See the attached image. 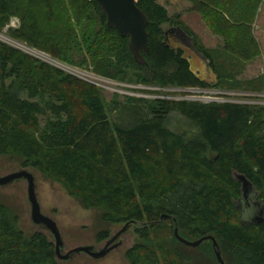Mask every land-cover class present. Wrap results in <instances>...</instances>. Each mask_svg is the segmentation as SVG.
Masks as SVG:
<instances>
[{
  "label": "trees",
  "instance_id": "obj_1",
  "mask_svg": "<svg viewBox=\"0 0 264 264\" xmlns=\"http://www.w3.org/2000/svg\"><path fill=\"white\" fill-rule=\"evenodd\" d=\"M191 1L225 38L224 50L238 59L257 52L251 23L261 0ZM136 3L148 20L149 54L141 52L142 63L133 59L128 37L107 27L95 0H0V31L6 27L26 46L63 63L90 66L109 79L154 87H235L233 74L215 64L193 32L158 0ZM14 17L17 28L9 25ZM84 25L90 31L78 40L77 29ZM179 28L213 80L193 71L182 47L171 43ZM110 103L97 85L0 41V158L58 183L83 208L98 210L109 226L129 222L134 240L124 251L128 264L192 261L176 253L173 243L190 250L205 244L218 264L211 241L197 247L179 242L174 220L185 239L214 235L226 264H264V219L241 221L235 178L243 174L251 181L264 217V103L139 97L121 103L118 95ZM172 113L194 126L192 136L167 126ZM165 223L167 245L153 240ZM110 232L98 230L95 242ZM0 264H59L49 235L26 234L1 201Z\"/></svg>",
  "mask_w": 264,
  "mask_h": 264
},
{
  "label": "rangeland",
  "instance_id": "obj_2",
  "mask_svg": "<svg viewBox=\"0 0 264 264\" xmlns=\"http://www.w3.org/2000/svg\"><path fill=\"white\" fill-rule=\"evenodd\" d=\"M158 2L166 7L169 16L178 17L193 32L199 44L210 52L215 64L221 62L225 65V68L233 74L232 82H234L235 87L200 89L175 86L154 87L129 83L96 75L90 66L77 67L57 61L50 53L31 48L13 39L7 32L6 27L0 31V41L19 48L41 61L51 63L68 74L97 85L102 89L105 102L110 105L115 95H118L121 103H124L127 97H139L146 100L170 98L201 103L226 101H257L264 103V93L256 94L253 92L259 91V89L264 90V0H261L257 6L251 23V32L257 44V52L248 58L242 57L239 59L236 54L224 50L225 38L207 24L202 14L193 8L191 0H158ZM9 25L17 28L19 25L18 19L16 17L12 18ZM87 26L84 25L77 29L78 40L84 32L88 33L90 31V27ZM165 28L167 29V26ZM170 41L173 45L182 47L193 71L202 78L214 79V73L207 70L205 61L195 52L190 37L177 31L173 37H170ZM79 54L83 55V53ZM235 90L239 91L235 92ZM243 95H254L260 98L239 97ZM110 105H108V108H112ZM113 113L111 110L110 114ZM167 126L175 132L184 133L187 137L192 136L195 131L194 126L189 121L176 113L168 116ZM18 166L19 163L16 161L0 158L1 173L10 172ZM33 172L40 206L44 213L56 220L66 242L65 249L87 243L99 244L95 242V234L98 230L108 229L112 232L120 227L119 225L109 226L103 223L100 220L98 210L83 208L79 201L69 196L58 183L48 180L37 171L33 170ZM0 201L17 216V226L26 234L39 230L30 221L25 184L23 182H15L6 187H0ZM166 227H168V223H165L158 230L157 235L153 237L154 241L158 239L159 244L167 245L169 243L170 235L165 232ZM122 240V245L111 251L103 259L94 260L85 255H77L69 260L59 261V264H128L124 257V251L134 240L129 230L122 235ZM173 246L176 253L181 255L182 258L186 255L192 259L189 263L185 260L186 264H216L205 244L202 248L191 250L178 243H173Z\"/></svg>",
  "mask_w": 264,
  "mask_h": 264
},
{
  "label": "water",
  "instance_id": "obj_3",
  "mask_svg": "<svg viewBox=\"0 0 264 264\" xmlns=\"http://www.w3.org/2000/svg\"><path fill=\"white\" fill-rule=\"evenodd\" d=\"M95 1L105 15L107 27L114 29L120 36L128 37V48L133 59L138 63H142L143 58L141 52L149 54L148 35L146 31L148 20L145 13L137 6L136 0ZM177 31L185 34L180 28ZM235 178L240 182V196L236 200V206L240 211L241 221L245 224H258L262 222L264 219L263 205L257 199L258 194L254 190L251 181L243 174H235ZM15 182H23L25 184L30 221L39 229L37 231L49 235L53 243L54 255L58 262L69 260L77 255H85L91 259L100 260L122 245V235L129 230V222L116 228L109 234L108 238L99 244L87 243L65 249L66 242L56 220L44 213L40 206L36 193V180L33 170L18 167L10 172H0V187H6ZM245 209L252 210L251 217L247 220L241 218L242 212ZM173 235L179 242L189 247H197L205 240L211 241L217 263L226 264L214 235L208 234L195 240L185 239L179 235L175 220Z\"/></svg>",
  "mask_w": 264,
  "mask_h": 264
},
{
  "label": "clouds",
  "instance_id": "obj_4",
  "mask_svg": "<svg viewBox=\"0 0 264 264\" xmlns=\"http://www.w3.org/2000/svg\"><path fill=\"white\" fill-rule=\"evenodd\" d=\"M251 214H252V210L251 209H245L242 212L241 218L247 220V219H249L251 217Z\"/></svg>",
  "mask_w": 264,
  "mask_h": 264
}]
</instances>
